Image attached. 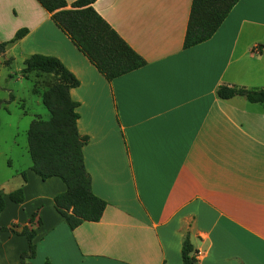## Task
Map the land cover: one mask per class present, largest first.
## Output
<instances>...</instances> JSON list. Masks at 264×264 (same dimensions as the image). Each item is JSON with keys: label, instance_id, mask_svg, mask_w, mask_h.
I'll return each instance as SVG.
<instances>
[{"label": "crops", "instance_id": "1", "mask_svg": "<svg viewBox=\"0 0 264 264\" xmlns=\"http://www.w3.org/2000/svg\"><path fill=\"white\" fill-rule=\"evenodd\" d=\"M191 3L95 0L145 62L108 80L38 0H0V41L27 30L0 63L52 55L78 79L70 96L88 136L84 164L106 201L98 221L71 229L53 203L63 181L42 179L32 160L7 165L0 225L20 230L35 214L32 264H182L186 234L197 264H264V104L216 94L264 88V0H238L211 37L184 47ZM18 188L21 202L9 197ZM27 247L0 231V264H20Z\"/></svg>", "mask_w": 264, "mask_h": 264}, {"label": "trees", "instance_id": "2", "mask_svg": "<svg viewBox=\"0 0 264 264\" xmlns=\"http://www.w3.org/2000/svg\"><path fill=\"white\" fill-rule=\"evenodd\" d=\"M51 13L54 23L64 31L77 48L108 79H114L141 67L144 59L134 51L113 27L96 11L95 0H38ZM238 0H192L190 15L184 38V47L200 43L211 37ZM26 29L16 31L9 41H0V54L7 46L25 35ZM24 78L32 74L51 75L53 82L40 89L33 87L49 111V117L36 116L27 129L28 151L32 170L42 179L59 177L66 189L53 198L55 209L69 228L74 229L83 221H98L106 207V201L91 190V179L86 170L82 148L88 141L77 126L78 102L70 96V89L79 84L78 79L55 56L33 53L24 59L21 69ZM216 94L221 99L235 95L244 96L250 102L264 104V88H245L221 85ZM11 200H23L22 188L9 193ZM0 189V212L4 208ZM35 214L26 225H0V231L9 230L24 235L27 250L20 254V264H32L36 255ZM182 264H197L193 246L188 234L182 241ZM45 264H51L46 261ZM243 264V263H239Z\"/></svg>", "mask_w": 264, "mask_h": 264}, {"label": "rangeland", "instance_id": "3", "mask_svg": "<svg viewBox=\"0 0 264 264\" xmlns=\"http://www.w3.org/2000/svg\"><path fill=\"white\" fill-rule=\"evenodd\" d=\"M23 62L12 60L0 63V172L22 168L31 161L28 153L27 129L36 116L49 117L33 87L44 89L53 82L51 75L35 76L30 80L21 76Z\"/></svg>", "mask_w": 264, "mask_h": 264}, {"label": "built area", "instance_id": "4", "mask_svg": "<svg viewBox=\"0 0 264 264\" xmlns=\"http://www.w3.org/2000/svg\"><path fill=\"white\" fill-rule=\"evenodd\" d=\"M33 227H35V224H32Z\"/></svg>", "mask_w": 264, "mask_h": 264}]
</instances>
